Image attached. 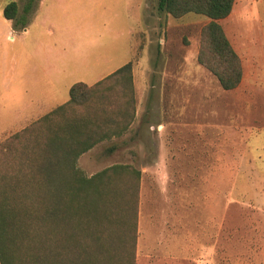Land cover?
I'll list each match as a JSON object with an SVG mask.
<instances>
[{
	"label": "rangeland",
	"instance_id": "374dc122",
	"mask_svg": "<svg viewBox=\"0 0 264 264\" xmlns=\"http://www.w3.org/2000/svg\"><path fill=\"white\" fill-rule=\"evenodd\" d=\"M12 1L27 25L16 30L3 21L0 34L23 53L27 98L51 91L55 107L78 82L93 83L129 62L135 69L132 121L115 134L118 124L103 126L94 110L85 131L103 139L74 165L87 177L127 167L109 181L136 187L134 264H264V69L253 78L258 89L223 90L196 60L208 19L173 18L157 10L158 0H42L38 16V0L27 14L26 0H0V12ZM106 87L99 95L128 106V82ZM16 96L3 94L0 116L15 111ZM112 110V118L123 115ZM42 129L35 125L32 135Z\"/></svg>",
	"mask_w": 264,
	"mask_h": 264
},
{
	"label": "trees",
	"instance_id": "16d2710c",
	"mask_svg": "<svg viewBox=\"0 0 264 264\" xmlns=\"http://www.w3.org/2000/svg\"><path fill=\"white\" fill-rule=\"evenodd\" d=\"M34 2L26 0L25 14ZM233 2L157 3L159 12L173 18L195 14L208 19L200 31L196 60L226 91L235 89L242 78L240 58L219 24L231 12ZM17 15L16 2H9L2 10L3 18L16 30L27 25V19ZM131 67L127 63L92 86L74 84L67 103L0 143V264H134L136 187L131 183L123 189L109 181L128 173L127 167L112 166L87 177L74 166L83 152L103 139L91 140L85 131L93 125L88 119L94 110L103 126L117 128L118 124L115 134H121L132 121ZM125 82L129 94L123 96L128 106L120 108L110 96L99 95L101 89L110 91L106 85L112 83L113 90L114 85L122 87ZM113 107L123 111L120 118H112L116 116ZM76 108L85 112L79 115ZM35 125L44 128L40 135H32ZM113 150L112 146L107 151Z\"/></svg>",
	"mask_w": 264,
	"mask_h": 264
},
{
	"label": "crops",
	"instance_id": "0c3cea01",
	"mask_svg": "<svg viewBox=\"0 0 264 264\" xmlns=\"http://www.w3.org/2000/svg\"><path fill=\"white\" fill-rule=\"evenodd\" d=\"M40 2H42V0H38L37 3V16L41 11ZM254 9L257 10L256 15L253 14ZM263 9L264 0H234L229 15L219 22L227 40L229 41L235 53L240 58L242 64V78L238 87H241V85H243L242 87L244 89H258L259 83H255L253 78L261 73L260 69H264ZM0 15V28H5V26L2 24L3 21H11L3 18L2 12H0ZM35 19L36 18H34L32 21H35ZM246 26L248 28H251V32L245 35L242 34V32L239 30V27ZM7 30L8 34H10V29L8 28ZM15 45L16 40H14L13 37H3V35L0 34V98L4 94V96L6 97L17 95L16 98L18 100L19 98L21 99L20 103L17 100L18 102L10 105L16 107V109L15 111H8L5 115L7 116V114H10L8 117L5 118L3 116H0V126L2 125V123L4 125L7 124L6 127L0 129V136L2 134H4L5 136L6 134H15L19 132L26 127L24 125L26 124V122L30 124L39 120L40 118L51 112L53 109L64 105L69 100L68 94V97L66 99H62L59 105L53 107L56 102L52 104V101L54 100V94L51 91L40 92V94L34 96L33 98L26 97V71L23 60V53L21 54L19 52V46H17L18 49L15 51ZM31 58L33 61H35V58H37V53H33ZM184 65L185 62L183 60L181 66L184 67ZM121 67H119L118 69H120ZM37 68H40L39 63L37 64ZM118 69H116L115 71H110L103 77H97V79H95L96 81H94L93 83H78H84L88 86H92L103 80L104 78L110 76ZM131 72L133 84L135 87V69L132 68ZM43 73L50 75L51 68H45L43 70ZM252 84H258V86L254 88ZM19 107H21V109H19Z\"/></svg>",
	"mask_w": 264,
	"mask_h": 264
}]
</instances>
